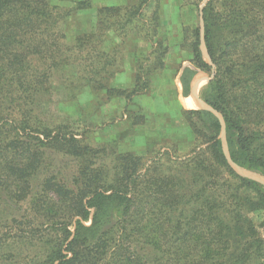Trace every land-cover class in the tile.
<instances>
[{
  "label": "trees",
  "instance_id": "trees-1",
  "mask_svg": "<svg viewBox=\"0 0 264 264\" xmlns=\"http://www.w3.org/2000/svg\"><path fill=\"white\" fill-rule=\"evenodd\" d=\"M138 1L125 12L129 25L150 0ZM219 2L203 9L209 61L196 28L191 62L215 72L204 99L223 113L232 158L264 175V0ZM89 4L77 2L75 10ZM63 18L47 0H0V264H264V235L252 217H264V186L230 167L211 112L184 109L210 117L212 133L210 157L200 163L192 156L179 170L156 162L161 156L145 166L117 138L95 144L42 113L56 70L65 88L77 81L111 89L114 55L98 59L94 33L66 44ZM135 36L155 56L136 58L127 100L148 92L169 50L148 29ZM83 61L88 75L80 73ZM64 160L74 163L67 178ZM191 168L206 171L202 185L180 175Z\"/></svg>",
  "mask_w": 264,
  "mask_h": 264
},
{
  "label": "rangeland",
  "instance_id": "rangeland-1",
  "mask_svg": "<svg viewBox=\"0 0 264 264\" xmlns=\"http://www.w3.org/2000/svg\"><path fill=\"white\" fill-rule=\"evenodd\" d=\"M47 1L57 6L58 11L64 16L59 25V32L64 35L62 41L72 44L77 36L94 33L98 59L104 58L101 53L111 52L110 55H114L115 64L108 69L112 77L108 81L104 80V83L108 82L107 87L113 89H110L109 94L105 89L92 90L86 83L79 86L77 81L65 88L60 80L63 71L56 70L50 79L51 95L41 106L42 113L46 117L66 120L74 131L85 132V135H88V138L95 144L104 145L117 138L118 143H116L121 148L133 150L142 155L145 166L151 164L152 160L158 156H161V161L156 162L169 168L181 166L182 162L189 160L192 156H196L194 160L200 163H204L205 159L210 157L208 137L212 133L211 118L197 113H185L177 98V84L173 82L174 80L176 82L177 78L178 87L183 89L184 93L190 92L191 85H193L192 80L194 84L198 82L201 85L200 95L202 98L206 96L209 81L215 74L214 71L207 72L193 66L194 69L187 67L179 75L177 70L179 69L178 58L182 59V62L185 60L193 65L191 42L196 28H199L201 32L200 49L209 61L206 57L208 48L204 40L203 17V9L209 0H150L148 5L142 9L143 14H138L139 16H136L131 25L125 22V12L132 5L137 4L138 0H88L89 6L78 10H75L76 3L84 0ZM222 1L220 0L219 3ZM163 3L165 7L162 9ZM104 7H113L116 10L102 12L99 15V10ZM169 21H171L170 24H168ZM107 22L111 24L106 28ZM202 25L203 30H201ZM146 29L149 30L152 38H154L153 34L157 33L154 39L169 43V50L164 58L166 71L161 73L160 80L152 84V87L145 93L147 96L152 95L153 99L148 98L147 102L141 106L134 101V98L127 100L126 94L131 91L130 89L117 88L116 84L117 75L119 76L117 73L124 72L129 63L134 66L137 53L140 52L143 55L140 58L142 61H146L145 57L148 55L150 62L154 61L155 55L152 54L150 43L139 36L131 37L133 31L141 34ZM79 70L81 74L86 75L89 71L88 62L83 61ZM195 72L199 75L196 76ZM199 78L202 79L200 82ZM195 85L197 86V83ZM209 112L217 119L218 116L224 119L223 113L218 109L215 112ZM136 121L141 123L138 124L142 125L141 128H135L134 122ZM221 134L220 125L222 144ZM225 147L227 154L235 162L233 167L229 164L230 167L239 176L264 186L262 173L248 169L232 158L226 122ZM73 164L66 160L60 163L62 174L66 178L72 171ZM179 169L183 167L177 168ZM166 173L171 172L167 170ZM204 174L206 171L197 168L183 170L180 173L185 179L196 177L195 180L199 185H202L201 175ZM252 217L261 224L260 229L264 235V217L257 213L252 214ZM90 223V221L86 222L88 225Z\"/></svg>",
  "mask_w": 264,
  "mask_h": 264
},
{
  "label": "crops",
  "instance_id": "crops-1",
  "mask_svg": "<svg viewBox=\"0 0 264 264\" xmlns=\"http://www.w3.org/2000/svg\"><path fill=\"white\" fill-rule=\"evenodd\" d=\"M165 7V4L163 3V7L162 9ZM171 21L168 22V24H170ZM163 24H166L163 22ZM178 52H180L178 49H177ZM143 55L139 52L137 53V55L135 56V58H141ZM176 57V56H175ZM178 61H179V69L177 70V73H179V75H181V73L188 67L190 69H194V65L190 64L188 61H185L183 60L182 62V59H179L178 58ZM136 59L134 61V66H132L128 61L127 63H129L127 65V67L125 68V71L124 72H120L117 73L119 74V76L117 75V84H116V87L117 88H123V89H130L132 90L133 88H135L136 84H137V67H136ZM174 62V61H173ZM194 66V67H193ZM171 70H173L171 68ZM165 70V68H163V70L161 71H158L156 73H154L151 78V84H150V88L152 87V84L154 83H157L160 78L162 77L161 73H163ZM195 75L198 76L199 74L197 72H195ZM164 77L165 76V73H164ZM202 79L199 78V82L201 81ZM174 83H176V87H177V92H178V95H177V98L179 99V103L181 105V108L182 109H187V110H206L207 111V102L205 101L204 98H202V96L200 95L199 93V88L201 85L197 83V86L194 84V81L192 80L191 84V90L190 92L188 93H184L183 89H181L180 87H178V80L176 78V82L175 80L173 81ZM199 85V86H198ZM174 96H176V92H174ZM149 99H153L152 95L151 96H147L146 94H141V95H137L134 97V101L136 103H139L140 105L141 104H144L145 102H147V100ZM142 106V105H141ZM142 125H136L135 128H141Z\"/></svg>",
  "mask_w": 264,
  "mask_h": 264
},
{
  "label": "water",
  "instance_id": "water-1",
  "mask_svg": "<svg viewBox=\"0 0 264 264\" xmlns=\"http://www.w3.org/2000/svg\"><path fill=\"white\" fill-rule=\"evenodd\" d=\"M201 30H203V25H202V29ZM202 38H203V33H202ZM206 55H207L206 57L209 59V56H208L207 52H206ZM207 105H208L206 107L207 108V111H212V112H215L216 111V109L212 105H210L209 103ZM218 119H219L220 125H221V133H222L221 134V137L223 136V138H222L223 151H224V154H225V157H226L227 161L233 167V163H235V162L227 154V152H226L227 150H226V147H225V121H224V119H223L222 116H218Z\"/></svg>",
  "mask_w": 264,
  "mask_h": 264
}]
</instances>
